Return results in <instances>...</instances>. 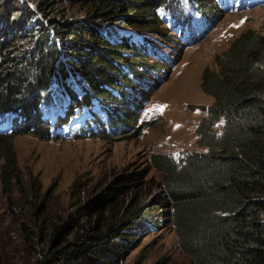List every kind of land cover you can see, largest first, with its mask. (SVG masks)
<instances>
[{
  "label": "trees",
  "instance_id": "1",
  "mask_svg": "<svg viewBox=\"0 0 264 264\" xmlns=\"http://www.w3.org/2000/svg\"><path fill=\"white\" fill-rule=\"evenodd\" d=\"M191 2L214 21V0H0V175L7 183L23 184L14 149L18 134L108 137L103 118H120L122 131L135 128L139 112L114 113L108 101L126 100L123 93L140 70L154 68L142 49L153 38L140 29L168 37L156 15L179 11L181 27L198 33L182 10ZM65 3L80 7L85 19L58 17ZM215 64L201 80L213 103L196 107L206 112L196 132L207 152L179 159L155 154L153 161L166 172L179 246L195 264H264V35L242 33ZM99 103L103 110L95 108ZM94 118L101 126L91 129ZM107 191L98 197L102 203L84 206L94 216L86 223L79 209L66 221H52L49 233H41L44 247L34 264H123L137 230L149 223V209L117 211V194ZM45 210L37 206L35 213ZM22 229L26 245L34 247L36 231L28 222ZM168 262L162 257L153 264ZM0 264H8L1 238Z\"/></svg>",
  "mask_w": 264,
  "mask_h": 264
},
{
  "label": "rangeland",
  "instance_id": "2",
  "mask_svg": "<svg viewBox=\"0 0 264 264\" xmlns=\"http://www.w3.org/2000/svg\"><path fill=\"white\" fill-rule=\"evenodd\" d=\"M214 2L218 13L211 12L212 23L201 14L208 26L201 35L184 30L177 15H156L168 37L157 35L152 28L140 29L153 38L152 46L142 49L154 68L140 70L139 78L123 93L126 100L108 101L114 113L115 108L139 112L135 128L123 126L122 131L120 118H113V123L103 118L102 128L108 137L45 140L33 133L15 137L22 187L15 179L10 184L0 175V238L8 264H34L36 251L44 247L41 233H49L51 222L66 221L79 209L80 222L86 223L94 216L91 210L84 211V206L93 202L91 209L102 203L98 197L107 194L108 188L117 194V211L149 209V223L137 230L136 242L128 248L123 264H153L162 257L168 264H195L179 246L165 188L166 172L155 167L153 156L179 159L187 152H207L198 145L196 132L206 115L196 107L209 106L214 100L201 88L203 70L218 68L216 55L223 54L242 33L257 30L264 35V0H246L245 6L244 0ZM196 6L190 3L191 15L197 12ZM182 10L188 15L189 3H183ZM62 16L85 19L80 7L68 3L61 5L58 17ZM192 22L189 19L186 23ZM95 108L102 106L99 103ZM87 122L92 123L90 118ZM100 126L94 118L91 129ZM37 206L46 210L35 213ZM22 222L36 231L34 247L25 243Z\"/></svg>",
  "mask_w": 264,
  "mask_h": 264
}]
</instances>
